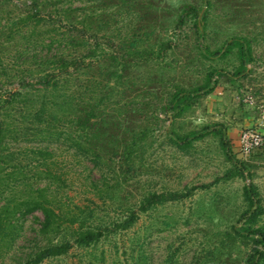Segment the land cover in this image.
I'll list each match as a JSON object with an SVG mask.
<instances>
[{
	"label": "rangeland",
	"instance_id": "obj_1",
	"mask_svg": "<svg viewBox=\"0 0 264 264\" xmlns=\"http://www.w3.org/2000/svg\"><path fill=\"white\" fill-rule=\"evenodd\" d=\"M93 8L107 18L96 53L85 55L96 70L77 73L81 89L70 88L75 112L91 114L89 127L82 121L89 144L61 143L72 118L38 136L39 123L16 117L0 157V264L134 214L128 231L41 264H255L264 253L253 231L264 232V144L247 154L241 137H264V0H93ZM34 198L59 215L50 239L35 237L43 211L26 213Z\"/></svg>",
	"mask_w": 264,
	"mask_h": 264
},
{
	"label": "trees",
	"instance_id": "obj_2",
	"mask_svg": "<svg viewBox=\"0 0 264 264\" xmlns=\"http://www.w3.org/2000/svg\"><path fill=\"white\" fill-rule=\"evenodd\" d=\"M74 1L0 0V12L5 11L8 15L7 23L0 22V157L4 138L12 132L11 125L17 121L18 116L30 124L39 123L40 128L35 133L38 136L50 131L46 128L56 120L72 118L74 123L65 129V135L60 137L61 143L68 148L89 144L82 139H90L85 137V133L88 132L91 114L83 106L75 112L77 105L70 88L81 89V84L73 82L77 73L84 70L91 76L89 73L96 70L95 62H86L85 55L93 56L96 53L97 25H107V18L93 8V0L81 12L72 8ZM240 54L245 62L248 56L243 46ZM180 94L173 96L174 103ZM186 94L192 95V92ZM31 96L28 101L24 100ZM87 99H93L92 94ZM33 101L41 103L31 104ZM84 119L87 127L83 125ZM87 136L90 137V134ZM222 139L225 141V136ZM155 197L160 199V196ZM167 197L172 200L176 196ZM26 204V213L36 209L43 211L40 228L35 230L37 239L41 234L44 238L48 235L50 239V234L59 233L60 219L53 206L35 198ZM137 218L134 214L112 224L99 223L81 228L73 242L65 238L57 244H54V240H50L48 245L37 244L25 262L20 264H41L46 259L67 255L75 246L81 249L96 247L106 233L112 236L114 233H124L134 225ZM0 221L4 223V214H0ZM253 231L264 240L263 231ZM263 256L264 253L259 251L255 264H263Z\"/></svg>",
	"mask_w": 264,
	"mask_h": 264
},
{
	"label": "built area",
	"instance_id": "obj_3",
	"mask_svg": "<svg viewBox=\"0 0 264 264\" xmlns=\"http://www.w3.org/2000/svg\"><path fill=\"white\" fill-rule=\"evenodd\" d=\"M264 144V137L258 132H244L241 137V147L247 154Z\"/></svg>",
	"mask_w": 264,
	"mask_h": 264
}]
</instances>
